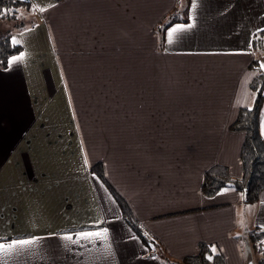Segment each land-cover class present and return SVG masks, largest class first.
<instances>
[{"label":"crops","instance_id":"obj_1","mask_svg":"<svg viewBox=\"0 0 264 264\" xmlns=\"http://www.w3.org/2000/svg\"><path fill=\"white\" fill-rule=\"evenodd\" d=\"M21 1L33 9L24 28L0 27L25 56L0 67V243L38 244L9 264H162L90 173L97 162L169 260L200 243L224 264L252 259L245 236L264 230V191L244 205L233 189L205 198L200 186L213 165L241 177L245 135L229 127L252 105L254 55L264 63V36L253 37L264 0H197L195 9L192 0ZM189 22L169 43L168 30ZM104 229L107 240L66 248L60 239Z\"/></svg>","mask_w":264,"mask_h":264},{"label":"trees","instance_id":"obj_2","mask_svg":"<svg viewBox=\"0 0 264 264\" xmlns=\"http://www.w3.org/2000/svg\"><path fill=\"white\" fill-rule=\"evenodd\" d=\"M31 10H33L31 4L26 1L0 0V20L12 21L20 14H29ZM22 22L23 20L16 24L14 29H23L25 24ZM168 26L169 24H162L158 28L160 50L163 49L164 33ZM12 36V32L0 36V67L2 68L6 67L11 56L18 55L20 52V47L11 42ZM258 36H264V32L259 33ZM253 51H256L255 47H253ZM262 52H264V48ZM250 69L256 72L249 84L253 94L252 105L239 109L236 120L229 127L230 131L243 132L245 135L240 152L241 177L234 179L226 166L213 165L209 167L203 173L200 186V192L205 198L215 197L222 189L229 188L242 195L244 205H254L264 191V140L259 133V123L262 119L261 111L264 105V72L259 68L258 59L250 64ZM90 173L95 175L110 191L120 209L124 222L145 246L148 256L158 258L162 264H224L222 255L218 251L213 252L212 246L205 243L198 245L196 255L180 261H172L166 258L161 246L150 238L136 221L124 199L110 188L104 177L102 164L100 162L94 164ZM245 241L250 248V253L260 256L257 264H264V249L260 247L261 241H264V230L255 229L246 236Z\"/></svg>","mask_w":264,"mask_h":264},{"label":"snow or ice","instance_id":"obj_3","mask_svg":"<svg viewBox=\"0 0 264 264\" xmlns=\"http://www.w3.org/2000/svg\"><path fill=\"white\" fill-rule=\"evenodd\" d=\"M197 7V0H192V8L195 9ZM47 9L43 7H39V12H44ZM189 21H192L193 17L191 14H189L188 17ZM194 27V24L189 22L186 25H176L172 27L167 32L168 36V42L172 43L173 38L181 35L183 33H186L187 31L191 30ZM264 32V29H258L256 33H253V37L259 38L258 34ZM12 43L16 44L18 43L17 39L15 37L12 38ZM249 47H252V42L249 41ZM25 59V56L23 53H21L18 56H13L7 61V69L11 70L13 66L18 64L19 62H22ZM260 69L264 71V63L260 64ZM109 236L108 230L104 229L102 231H85L76 234L75 239H73L72 235H63L60 237L61 240L66 241L67 244L65 247L67 248L69 244H77L81 241L83 242H95L96 240H107ZM262 244H264V241H261ZM38 244V238H32V239H19V240H13L8 243H0V264H9V261L13 259L16 256L22 255L23 253L30 251L34 246ZM215 248L212 249L213 252H215ZM211 259V257H209Z\"/></svg>","mask_w":264,"mask_h":264},{"label":"rangeland","instance_id":"obj_4","mask_svg":"<svg viewBox=\"0 0 264 264\" xmlns=\"http://www.w3.org/2000/svg\"><path fill=\"white\" fill-rule=\"evenodd\" d=\"M25 17H27V15L26 14H20V15H18L17 17H16V19L15 20H12L11 22L10 21H6V20H0V27H1V25H2V27H5V28H7V29H12V26H14L15 27V25L16 24H19L22 20H23V18H25ZM1 29V28H0ZM8 32H12V31H7V32H5V33H2L0 36H2V35H4V34H6V33H8ZM254 59H258V57L256 56V55H254ZM121 103V102H120ZM119 103V104H120ZM93 105V104H92ZM93 109H96V106H94L93 105ZM101 122L103 121V120H105V119H99ZM238 221H239V224H238V227L239 228H241V229H244V227L243 226H246V221H245V216H243L242 215V213L239 211L238 212ZM141 225V224H140ZM141 227L143 228V226L141 225ZM251 230V229H250ZM250 233V232H249ZM249 233H247L246 234V236L249 234ZM246 236H245V239H246ZM256 244V243H255ZM257 258H258V255L257 254H255V253H253L252 254V259L255 261V263H257ZM246 262H247V259H246Z\"/></svg>","mask_w":264,"mask_h":264},{"label":"water","instance_id":"obj_5","mask_svg":"<svg viewBox=\"0 0 264 264\" xmlns=\"http://www.w3.org/2000/svg\"><path fill=\"white\" fill-rule=\"evenodd\" d=\"M247 249H248V251H249V248H248V247H247ZM246 264H253L250 255H248V257H247V262H246Z\"/></svg>","mask_w":264,"mask_h":264},{"label":"built area","instance_id":"obj_6","mask_svg":"<svg viewBox=\"0 0 264 264\" xmlns=\"http://www.w3.org/2000/svg\"><path fill=\"white\" fill-rule=\"evenodd\" d=\"M259 43L262 45V44H263V41L260 39ZM260 247H261L262 249H264V244H261Z\"/></svg>","mask_w":264,"mask_h":264}]
</instances>
